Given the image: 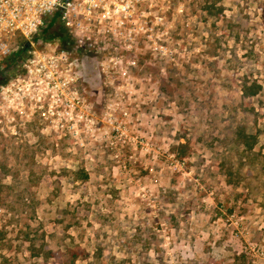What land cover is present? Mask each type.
I'll list each match as a JSON object with an SVG mask.
<instances>
[{
    "label": "rangeland",
    "instance_id": "obj_1",
    "mask_svg": "<svg viewBox=\"0 0 264 264\" xmlns=\"http://www.w3.org/2000/svg\"><path fill=\"white\" fill-rule=\"evenodd\" d=\"M148 12L73 113L0 97V264H264V0Z\"/></svg>",
    "mask_w": 264,
    "mask_h": 264
},
{
    "label": "built area",
    "instance_id": "obj_2",
    "mask_svg": "<svg viewBox=\"0 0 264 264\" xmlns=\"http://www.w3.org/2000/svg\"><path fill=\"white\" fill-rule=\"evenodd\" d=\"M150 1L0 0V97L19 112L33 99L43 115L73 113L81 94L73 84L85 80V58L147 29ZM57 24L66 35L46 37Z\"/></svg>",
    "mask_w": 264,
    "mask_h": 264
},
{
    "label": "trees",
    "instance_id": "obj_3",
    "mask_svg": "<svg viewBox=\"0 0 264 264\" xmlns=\"http://www.w3.org/2000/svg\"><path fill=\"white\" fill-rule=\"evenodd\" d=\"M57 35H59V33ZM260 89H261V85L257 84V83H253L250 86L246 84L244 86L243 94H242V98L244 99V102H242L243 103L242 108L244 110L249 111V109H250L249 106L251 105L250 100L255 94H257L260 91ZM247 99H249V100H247Z\"/></svg>",
    "mask_w": 264,
    "mask_h": 264
}]
</instances>
